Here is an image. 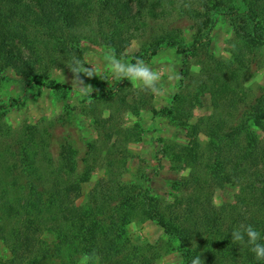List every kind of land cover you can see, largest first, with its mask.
Wrapping results in <instances>:
<instances>
[{"label":"trees","instance_id":"1","mask_svg":"<svg viewBox=\"0 0 264 264\" xmlns=\"http://www.w3.org/2000/svg\"><path fill=\"white\" fill-rule=\"evenodd\" d=\"M214 13L233 22L235 64L207 53ZM177 15L192 21L189 45L182 43L180 29L169 24ZM137 37L147 46L128 62L154 55L158 38L178 53L201 51L205 56L196 81L198 90L209 94L212 110L188 124L187 143L172 147L175 161L189 169L175 181L173 200L154 194L140 171L133 182L123 180L129 153L121 149L120 136L131 132L117 128L96 107L88 113L96 137L81 155L68 142L53 155L46 129L25 121L11 130L1 120L2 111L0 241L9 254L5 264H75L86 254L96 264H157L158 245L127 234L129 223L147 220L178 241L182 264L197 256L202 264H264L250 246L231 240L240 223L264 236V91L255 95L238 79L264 44V0H0V71H22L28 86L43 83L55 68L73 75L66 62L74 55L85 64L78 39L100 38L125 56L122 51ZM49 87L67 86L56 82ZM12 101L1 107L9 108ZM97 168L104 175L77 203L82 184ZM230 180L239 186L234 201L216 205L213 190Z\"/></svg>","mask_w":264,"mask_h":264},{"label":"rangeland","instance_id":"2","mask_svg":"<svg viewBox=\"0 0 264 264\" xmlns=\"http://www.w3.org/2000/svg\"><path fill=\"white\" fill-rule=\"evenodd\" d=\"M169 24L180 29L179 37L184 45L192 42L194 28L189 18L177 15ZM210 25L207 53L214 59L235 64L234 51L230 46L233 38L232 20L214 13ZM78 43L83 51L85 67L93 66L98 74L92 77L80 74L84 85L91 86L92 90L79 91L78 86L72 85L73 75L66 68H55L43 83L28 86L22 71L8 67L0 71L1 120L11 130L19 129L25 121L46 129L53 155L58 153L64 142L70 143L81 155L86 149V143L96 137L93 121L88 115L89 109L96 107L103 117L110 115L117 128L131 132L126 137L120 136L123 143L121 149L125 148L129 153L123 180L133 182L137 171H140L148 179L145 184L152 188L154 194L168 202L172 201L175 181L189 171L175 161L172 147L187 143L188 124L212 110L209 94L200 92L196 81L200 80L199 71L202 61H205L204 54L201 51L178 53L161 38L156 39V53L144 60L160 73L159 87L162 94L155 95L128 79L113 78L103 59L104 52L113 49L100 38H81ZM145 46L144 39L137 37L122 51L125 56H116L128 62ZM58 69L62 70L65 80ZM238 79L255 95L264 91V44L257 51L252 66L240 71ZM56 82L67 87L60 90L49 87ZM10 99H13L11 106L3 109L1 105ZM252 130L261 134L256 127ZM199 137L202 141L206 140L202 133ZM226 173L233 176L230 169H226ZM103 175L104 170L101 168L91 173L89 180L81 186V196L76 199L77 203L85 200L94 182ZM238 187L230 180L223 187L215 188L213 202L216 205L233 202ZM126 228L131 238L158 245L161 256L157 264H182L177 250L178 241L166 235L154 221L131 222ZM8 255L0 241V264H5ZM48 264L60 263L54 260ZM75 264H80V261ZM89 264L96 263L90 260Z\"/></svg>","mask_w":264,"mask_h":264},{"label":"clouds","instance_id":"3","mask_svg":"<svg viewBox=\"0 0 264 264\" xmlns=\"http://www.w3.org/2000/svg\"><path fill=\"white\" fill-rule=\"evenodd\" d=\"M103 59L114 79H128L151 94H162L159 87L160 73L148 66L144 60L137 58L134 63L125 62L122 58H117L111 50L104 52ZM66 65L73 74L72 85L78 86V90L81 92L92 90L91 86L84 85L79 74L83 73L87 77L98 75L93 66L85 67V64L75 55L70 62H66ZM58 71L65 80L62 70L58 69ZM231 240L233 243L247 244L256 260L264 261V236L251 224L240 223L231 232ZM90 260L91 256L86 254L81 257L80 264H89ZM191 264H202L201 257L193 258Z\"/></svg>","mask_w":264,"mask_h":264}]
</instances>
